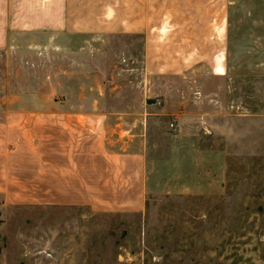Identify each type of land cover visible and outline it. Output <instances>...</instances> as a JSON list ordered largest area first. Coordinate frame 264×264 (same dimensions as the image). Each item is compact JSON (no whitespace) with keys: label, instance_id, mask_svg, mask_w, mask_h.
I'll list each match as a JSON object with an SVG mask.
<instances>
[{"label":"rangeland","instance_id":"374dc122","mask_svg":"<svg viewBox=\"0 0 264 264\" xmlns=\"http://www.w3.org/2000/svg\"><path fill=\"white\" fill-rule=\"evenodd\" d=\"M236 3L238 23L251 24L264 0ZM1 5L0 264H264V53L236 62L224 40L213 62L188 60L178 52L194 48L174 46L170 30L150 29L143 47L110 31L45 28L44 0ZM173 17L167 7L164 22ZM222 18L214 7L218 43ZM94 104L142 118L139 210L46 204L45 115Z\"/></svg>","mask_w":264,"mask_h":264},{"label":"crops","instance_id":"0c3cea01","mask_svg":"<svg viewBox=\"0 0 264 264\" xmlns=\"http://www.w3.org/2000/svg\"><path fill=\"white\" fill-rule=\"evenodd\" d=\"M167 7L174 9L172 22L163 20ZM214 7L227 21L226 28L221 29L220 43L212 37ZM5 11V5H1L0 13ZM242 12L241 5L230 7L229 0H217L215 5L214 0H44L45 28L110 31L130 41L140 40L143 47L149 45L150 29H165L172 31V40L168 41L174 46L194 48L178 52L191 54L193 58L188 60L213 62L217 51L214 46H223L225 40L232 60L260 62L264 26L259 24L264 5L252 8L251 24L238 23ZM217 70L221 73V65ZM97 106L94 104V110L88 112L46 113V204L139 210L146 194L149 147L147 133L140 125L142 118H128L127 112H106ZM66 190L76 193L68 197Z\"/></svg>","mask_w":264,"mask_h":264}]
</instances>
